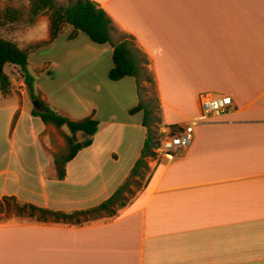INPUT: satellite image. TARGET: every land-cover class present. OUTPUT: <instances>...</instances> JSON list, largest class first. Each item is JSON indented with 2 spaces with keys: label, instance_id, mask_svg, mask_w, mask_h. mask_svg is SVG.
Wrapping results in <instances>:
<instances>
[{
  "label": "crops",
  "instance_id": "obj_1",
  "mask_svg": "<svg viewBox=\"0 0 264 264\" xmlns=\"http://www.w3.org/2000/svg\"><path fill=\"white\" fill-rule=\"evenodd\" d=\"M95 1L150 57L164 125L199 119L203 93L229 95L234 105L199 121L190 147L155 158L144 188L114 218L0 221V264H264V0ZM41 19L46 35L37 42L50 37V19ZM61 38L50 45L63 49L66 41L80 50L54 57L65 65L50 76L59 83L56 95L42 81L37 89L64 115L93 116L99 130L59 179L54 154L65 139L32 114L24 79L11 65L20 80L10 77L7 94L0 89V200L73 211L116 192L141 157L148 128L143 111L130 112L140 101L136 80L109 78L113 47L84 33Z\"/></svg>",
  "mask_w": 264,
  "mask_h": 264
},
{
  "label": "trees",
  "instance_id": "obj_2",
  "mask_svg": "<svg viewBox=\"0 0 264 264\" xmlns=\"http://www.w3.org/2000/svg\"><path fill=\"white\" fill-rule=\"evenodd\" d=\"M44 12H48L50 19V37L48 40L21 47L17 41L0 35V89L3 94L10 91L12 81L5 68L7 65H14L24 79L30 99L32 101L35 99L42 101L43 110L33 108L32 114L40 117L46 125H53L58 129L69 128V132L63 134L65 139L64 148L54 154L59 179L66 178L67 164L76 157L80 150L92 144L93 137L100 126L99 120L93 116L73 119L61 113L57 108L50 106L42 98V94L36 86V78L29 69L31 52H35L57 40L66 28L71 29L70 39H75L80 33H85L93 42L110 44L113 47V67L109 71V78L118 81L126 77H133L136 80L140 101L130 112L133 114L143 111V124L148 128L147 137L141 157L136 162L126 182L101 204L83 210L62 211L22 201L16 196H5L0 200V212H3L13 202L18 214L28 213L29 216L41 222L51 221L81 225L83 223L80 222L79 218L84 215H94L95 219L91 222L111 219L118 216L119 213L104 219L97 217V215H100L103 211L114 209L118 198L123 195L130 182V177L138 174L141 167H145L146 159L149 156H155L156 154V151L152 148L157 146L156 141H154V133L161 127V120L156 112L159 105L155 107L152 100L145 96L147 87L144 85V82H150L158 90L156 77L152 69V61L138 45L135 37L121 31L107 11L95 0H31L30 23L33 24L37 16ZM21 18L20 9L13 7L0 9V31L19 22ZM166 127L172 133L181 131L179 125H166ZM79 133L81 134V140L78 136ZM126 206L127 204H123L121 208Z\"/></svg>",
  "mask_w": 264,
  "mask_h": 264
},
{
  "label": "rangeland",
  "instance_id": "obj_3",
  "mask_svg": "<svg viewBox=\"0 0 264 264\" xmlns=\"http://www.w3.org/2000/svg\"><path fill=\"white\" fill-rule=\"evenodd\" d=\"M60 1H64V0H60ZM6 7H13V8L20 9L21 13H22V18L19 22L12 24V26L10 25V26H7L5 29H2L0 31V35L4 36L6 38H18L17 40H18L20 46H27L28 44L37 42L39 39H42L46 35L45 32H46V28H47V22H46V20H43V19L39 20V19L42 17L43 18H49V14H48V12L41 13L40 15L37 16L35 22L33 24H31L30 23L31 0H0V9H4ZM38 20H39V22H37ZM70 32H71V29L66 28V30H64V33L61 35L62 36L61 41H63L62 39H70V38H68ZM65 42L66 41H64V45H66V47H64L63 49L69 48V50H71V51L72 50H74V51L80 50L79 46H76L74 44H68ZM68 46H70V47H68ZM55 47H57V46H55ZM55 47L51 46L50 44H47V45L41 47L40 49L36 50L35 52H31V55L29 58V63H30L29 69L34 74L36 80L45 82L46 84L45 83L44 84H45L46 88L50 89V91L54 95H56L59 92L60 87H59V83L55 84V83L51 82L52 80H51L50 76H51V74L60 75V71H59L60 68L62 70H65V65H63L61 63V60L59 57H57V59H55L56 63H54V57L56 56V54H58L61 50H63V49H61L60 46L57 49ZM99 47H100V49H102V51L105 49L104 48L105 46H99ZM102 56H103V58L105 57L108 60L109 64L112 62V58L110 57L109 52L103 51ZM6 70L11 74V75L9 74V76L14 77L16 82L18 83L20 80V75H18L13 70V68H11V65H7ZM84 71H85V69L80 71L79 75L81 73H83ZM72 76L75 77L74 74ZM144 85L147 87L145 96L152 100L155 107L158 106L159 101H158V92L156 90V87L150 82H144ZM53 94H52V96H53ZM78 94H79L78 98L80 97L79 100L81 99L80 101H82L83 103H86L89 101L88 99H90V98L85 97L82 93H78ZM203 94L218 95V93H216V92L203 93ZM30 105L34 107L33 102L32 103L30 102ZM160 106L158 107L159 110L157 109V111H156L158 117H160V114L162 115V113L165 110L163 106L161 108H160ZM17 118L18 117H16L14 119L13 124L16 123ZM163 123H165V121H163ZM163 123L161 122V126L162 125L166 126ZM165 124H167V123H165ZM21 126L22 127L25 126L26 128H30V123L27 122L25 119H23L21 122ZM162 127H160L156 133H154V141H156L157 146H154L152 149L156 151L155 156H151V158H147L145 167H141L138 174L132 175L130 177V182L128 183L127 187L125 188L123 195L120 198H118L117 203L114 205V209H110L109 211H103L100 215H97V217L104 219L107 217L114 216L115 213H119L120 210L122 209L121 206L123 204H128L129 202H131V200L134 199V197L144 188V186L148 182V180L152 174L153 168H154V166H153L154 164L152 162H154L155 158H162L164 156V154H163L164 135L161 131ZM56 129L57 130H54V133L58 134L61 137H64V135H63L64 130H62L63 128L62 129L56 128ZM64 129L66 131H69L68 127H64ZM155 129L157 130V128H155ZM166 130L169 131V129L167 127H166ZM158 142H160V144H158ZM78 161H81V158ZM78 163H80V162H78ZM126 180L124 181V183L126 182ZM3 212H4V214H0V221H8V220H25V221L26 220H28V221L32 220L33 221V220H35V218L29 216L28 213L24 214V215L18 214L16 211V206L13 202L10 203V205ZM94 219H95L94 215H84V216L79 218L80 222H82L83 224L91 222Z\"/></svg>",
  "mask_w": 264,
  "mask_h": 264
},
{
  "label": "built area",
  "instance_id": "obj_4",
  "mask_svg": "<svg viewBox=\"0 0 264 264\" xmlns=\"http://www.w3.org/2000/svg\"><path fill=\"white\" fill-rule=\"evenodd\" d=\"M200 102L201 117L199 119L182 126L181 131L176 133L165 129L161 130L164 135V156L172 157L177 151L190 147L195 139V126L199 121L209 117L221 116L234 105V101L229 95L202 94Z\"/></svg>",
  "mask_w": 264,
  "mask_h": 264
},
{
  "label": "water",
  "instance_id": "obj_5",
  "mask_svg": "<svg viewBox=\"0 0 264 264\" xmlns=\"http://www.w3.org/2000/svg\"><path fill=\"white\" fill-rule=\"evenodd\" d=\"M33 105H34L35 109L43 110V104H42V101L40 99H35L33 101Z\"/></svg>",
  "mask_w": 264,
  "mask_h": 264
}]
</instances>
